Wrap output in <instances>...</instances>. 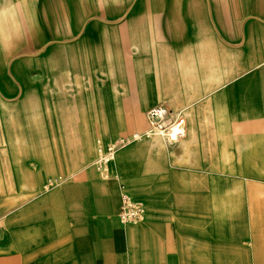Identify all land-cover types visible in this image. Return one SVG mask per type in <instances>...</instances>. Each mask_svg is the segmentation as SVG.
<instances>
[{
    "label": "crops",
    "instance_id": "0c3cea01",
    "mask_svg": "<svg viewBox=\"0 0 264 264\" xmlns=\"http://www.w3.org/2000/svg\"><path fill=\"white\" fill-rule=\"evenodd\" d=\"M0 199V264H264V0H0Z\"/></svg>",
    "mask_w": 264,
    "mask_h": 264
},
{
    "label": "built area",
    "instance_id": "2783aa9c",
    "mask_svg": "<svg viewBox=\"0 0 264 264\" xmlns=\"http://www.w3.org/2000/svg\"><path fill=\"white\" fill-rule=\"evenodd\" d=\"M148 128L143 133H137L131 137L118 138L115 144L108 146L106 152L97 164L99 168L114 158L116 145L125 143L128 139H138L141 137L161 136L169 142H175L184 132V120L179 114L172 115L171 111L164 105L158 104L148 108L145 112ZM142 207L138 203L124 198L119 219L122 223L128 224L135 222L141 215Z\"/></svg>",
    "mask_w": 264,
    "mask_h": 264
},
{
    "label": "rangeland",
    "instance_id": "374dc122",
    "mask_svg": "<svg viewBox=\"0 0 264 264\" xmlns=\"http://www.w3.org/2000/svg\"><path fill=\"white\" fill-rule=\"evenodd\" d=\"M104 155V153H101L99 156V159H101L102 158V156ZM98 159V160H99ZM95 168H99V165L96 163V167ZM101 169L103 168V166H101L100 167ZM35 187V186H34ZM42 192V185H40L39 186V190H37V191H31V195L29 196V198H27V199H31V200H33L34 198H36L37 197V195L39 194V193H41ZM11 203H13V202H11ZM16 203H19V202H16ZM0 205H1V207L2 208H7V206H8V202H7V200H5V199H0Z\"/></svg>",
    "mask_w": 264,
    "mask_h": 264
},
{
    "label": "bare ground",
    "instance_id": "6f19581e",
    "mask_svg": "<svg viewBox=\"0 0 264 264\" xmlns=\"http://www.w3.org/2000/svg\"><path fill=\"white\" fill-rule=\"evenodd\" d=\"M173 148V147H172Z\"/></svg>",
    "mask_w": 264,
    "mask_h": 264
}]
</instances>
